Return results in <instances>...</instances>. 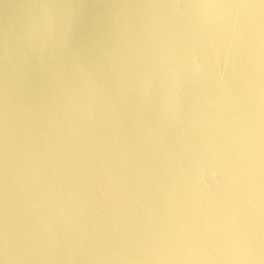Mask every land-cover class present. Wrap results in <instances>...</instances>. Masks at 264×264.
Masks as SVG:
<instances>
[{
  "label": "water",
  "instance_id": "1",
  "mask_svg": "<svg viewBox=\"0 0 264 264\" xmlns=\"http://www.w3.org/2000/svg\"><path fill=\"white\" fill-rule=\"evenodd\" d=\"M0 264H264L259 0H0Z\"/></svg>",
  "mask_w": 264,
  "mask_h": 264
},
{
  "label": "snow or ice",
  "instance_id": "2",
  "mask_svg": "<svg viewBox=\"0 0 264 264\" xmlns=\"http://www.w3.org/2000/svg\"><path fill=\"white\" fill-rule=\"evenodd\" d=\"M259 3H260V6L262 8H264V0H259ZM54 7H59V6L58 5L53 6V5H47V4H44V5L40 6L42 11H44V12H46L48 9L54 8ZM48 25H49L48 18L46 16L42 17L41 21H40V26L41 27H45V26H48ZM75 59H76V57H75V55H73L72 60H71V64L75 62ZM64 75H65L64 71H58V77L57 78L62 80L64 78Z\"/></svg>",
  "mask_w": 264,
  "mask_h": 264
}]
</instances>
